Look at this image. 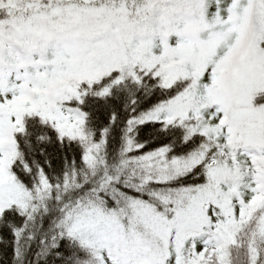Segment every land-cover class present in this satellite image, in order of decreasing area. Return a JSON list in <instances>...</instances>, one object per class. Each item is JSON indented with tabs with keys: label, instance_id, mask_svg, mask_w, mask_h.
Masks as SVG:
<instances>
[{
	"label": "snow or ice",
	"instance_id": "6c2138e0",
	"mask_svg": "<svg viewBox=\"0 0 264 264\" xmlns=\"http://www.w3.org/2000/svg\"><path fill=\"white\" fill-rule=\"evenodd\" d=\"M0 264H264V0H0Z\"/></svg>",
	"mask_w": 264,
	"mask_h": 264
}]
</instances>
